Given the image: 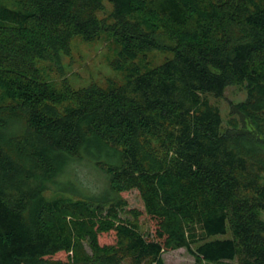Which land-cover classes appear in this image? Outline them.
Instances as JSON below:
<instances>
[{
	"label": "trees",
	"instance_id": "trees-1",
	"mask_svg": "<svg viewBox=\"0 0 264 264\" xmlns=\"http://www.w3.org/2000/svg\"><path fill=\"white\" fill-rule=\"evenodd\" d=\"M102 35L126 83L75 88L62 54ZM263 212L264 0H0V264H264Z\"/></svg>",
	"mask_w": 264,
	"mask_h": 264
},
{
	"label": "rangeland",
	"instance_id": "rangeland-1",
	"mask_svg": "<svg viewBox=\"0 0 264 264\" xmlns=\"http://www.w3.org/2000/svg\"><path fill=\"white\" fill-rule=\"evenodd\" d=\"M108 4V11L111 9V4ZM104 12L99 16L103 17ZM120 47L112 39L102 35V37L93 42H86L81 37H75L71 44V51L68 54H62V63L70 79V83L75 88H83L92 84L99 85L103 88H108L112 85H123L127 80L128 70L116 69L113 66V61L120 55ZM171 51H147L146 56L136 60L141 71H146L153 68L165 60L173 57ZM246 98V92L237 86H230L224 95L219 99H212L213 102L220 108L224 127L230 117V106L232 102H238ZM77 172L83 181L84 185L93 189L99 190L105 184V177L97 172L92 167L85 164H80L77 167ZM124 197L128 200L129 208L138 209L144 212V204L135 190L125 193ZM264 218V212L262 213ZM145 231H152L154 223L144 214L141 217ZM232 232L229 229L226 234L214 235L210 240H224L232 238ZM86 250L90 252L89 247L85 244ZM165 264H195V258L183 248L176 251L165 252L163 255Z\"/></svg>",
	"mask_w": 264,
	"mask_h": 264
}]
</instances>
